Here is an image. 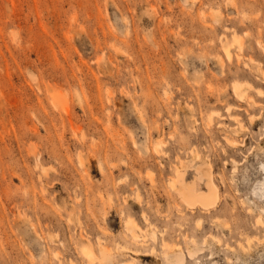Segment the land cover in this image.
I'll return each instance as SVG.
<instances>
[{
  "label": "rangeland",
  "instance_id": "374dc122",
  "mask_svg": "<svg viewBox=\"0 0 264 264\" xmlns=\"http://www.w3.org/2000/svg\"><path fill=\"white\" fill-rule=\"evenodd\" d=\"M263 76L264 0H0V264H264Z\"/></svg>",
  "mask_w": 264,
  "mask_h": 264
},
{
  "label": "bare ground",
  "instance_id": "6f19581e",
  "mask_svg": "<svg viewBox=\"0 0 264 264\" xmlns=\"http://www.w3.org/2000/svg\"><path fill=\"white\" fill-rule=\"evenodd\" d=\"M235 41L239 42V39H235ZM223 51H224V55L226 56V58L228 60L231 59V51H230V46L228 43H223ZM241 48V47H240ZM218 58V62L221 66V68H223V60L221 59L220 56L217 57ZM246 67H248L247 64H245ZM256 72V70H255ZM258 72V71H257ZM255 73L258 76V73ZM259 74L261 75V71L259 72ZM264 77V76H263ZM251 83L246 82V83H241V82H234L233 83V92L234 94L240 99V100H245L246 99V92L251 88ZM258 95H262L264 94L263 90L260 88L256 89ZM57 96V95H55ZM254 104H256V101H253ZM53 104L55 107H61L63 109V111L65 112L66 115H69L70 111L68 109L67 106L63 105L56 100V97L53 98ZM257 118H260L259 116ZM232 142V141H229ZM157 149V147H156ZM194 159L198 157V155L195 153V151H191ZM189 167V164L183 163L181 161H178L176 164H174L172 166L173 168V173H174V177L172 178V180L169 181V186L171 189L176 190L178 192V194L181 196L182 200L189 206L194 207L197 205H200L203 209L207 210L209 208H211L213 205L216 204L217 202V198H218V194H217V185L215 184L212 175L210 173V171L207 169L205 170H201L198 172V174H200V176H198L199 179H204V181L206 182V191H199L196 192L194 189V185H190L186 182V170ZM248 211H251L250 209H248ZM145 218V217H144ZM146 220V218H145ZM255 224L259 227H264V222L261 218H258L255 221ZM126 227L129 231L130 236L132 237V239L136 240V241H141L142 240V235L139 234L138 231V225L131 219H129L126 223ZM246 229V228H245ZM244 229H242L243 231ZM218 243H219V239H217ZM240 248H242V253H251L252 252V245L250 243V241L247 242L246 246L245 245H240ZM98 249L101 255L100 258V264H105V262H107L108 260H110V256L108 255L107 251H106V247L103 246V244L99 241L98 243ZM122 249H125L127 251H131L134 253H138V250H131L128 249L127 247H123ZM83 252L84 254L89 257L90 259H93V252L90 248V246L85 245L83 247ZM196 250V249H195ZM151 253H153V249L151 251ZM194 253H196L194 250H188V254L190 256H192ZM147 254V253H146ZM167 260L174 262L175 264H183L184 260H185V255L181 252H176L174 255H172L171 257H167Z\"/></svg>",
  "mask_w": 264,
  "mask_h": 264
}]
</instances>
